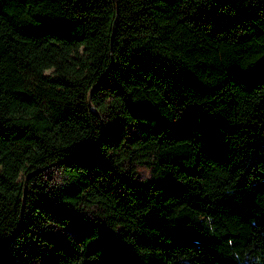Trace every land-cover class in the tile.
<instances>
[{
    "label": "trees",
    "instance_id": "trees-1",
    "mask_svg": "<svg viewBox=\"0 0 264 264\" xmlns=\"http://www.w3.org/2000/svg\"><path fill=\"white\" fill-rule=\"evenodd\" d=\"M0 264H264V0H0Z\"/></svg>",
    "mask_w": 264,
    "mask_h": 264
},
{
    "label": "rangeland",
    "instance_id": "rangeland-1",
    "mask_svg": "<svg viewBox=\"0 0 264 264\" xmlns=\"http://www.w3.org/2000/svg\"><path fill=\"white\" fill-rule=\"evenodd\" d=\"M137 173H138V177L139 179H141V181L145 178H149L150 173L149 171L146 169V167H141L137 169Z\"/></svg>",
    "mask_w": 264,
    "mask_h": 264
}]
</instances>
